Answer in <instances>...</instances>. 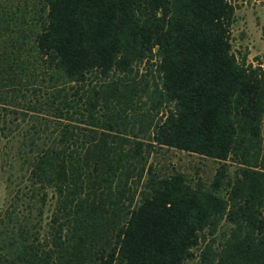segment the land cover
I'll use <instances>...</instances> for the list:
<instances>
[{"label":"trees","instance_id":"1","mask_svg":"<svg viewBox=\"0 0 264 264\" xmlns=\"http://www.w3.org/2000/svg\"><path fill=\"white\" fill-rule=\"evenodd\" d=\"M234 1L0 0V264H264V67Z\"/></svg>","mask_w":264,"mask_h":264},{"label":"rangeland","instance_id":"2","mask_svg":"<svg viewBox=\"0 0 264 264\" xmlns=\"http://www.w3.org/2000/svg\"><path fill=\"white\" fill-rule=\"evenodd\" d=\"M236 22L231 29L233 50L239 52V57L247 53V62L255 64L264 56V2L260 0H237L235 11ZM132 136V135H130ZM155 161L159 168H176L192 175L202 177L210 183L219 163L212 159H199L177 150L159 151L150 156V162ZM231 171L234 167L230 168ZM6 176L0 172V207L8 196ZM189 264H202L196 260Z\"/></svg>","mask_w":264,"mask_h":264},{"label":"built area","instance_id":"3","mask_svg":"<svg viewBox=\"0 0 264 264\" xmlns=\"http://www.w3.org/2000/svg\"><path fill=\"white\" fill-rule=\"evenodd\" d=\"M236 4V1H234ZM254 66H260V67H264V56H262V58L260 60H257L255 64H253Z\"/></svg>","mask_w":264,"mask_h":264}]
</instances>
